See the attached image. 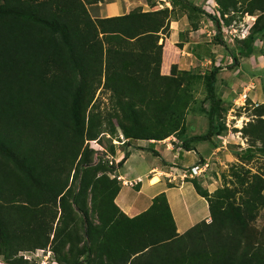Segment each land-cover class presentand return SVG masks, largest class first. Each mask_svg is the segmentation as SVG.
I'll return each instance as SVG.
<instances>
[{"label":"trees","instance_id":"16d2710c","mask_svg":"<svg viewBox=\"0 0 264 264\" xmlns=\"http://www.w3.org/2000/svg\"><path fill=\"white\" fill-rule=\"evenodd\" d=\"M166 1L170 8L99 17L88 5L103 0H0V255L12 264L27 263L17 256L23 249L47 247L59 264H264V234L253 226L264 206L261 174L241 167L234 188L225 184L212 193L193 184L211 220L179 234L164 192L132 217L115 203L121 183L108 173L123 165L127 149L116 165H94L85 146L106 133L155 141L177 135L191 150V143L220 133L222 68L216 66L205 75L207 130L182 138L195 74H180L175 64L169 74L160 73L176 12L187 16L192 30L199 15L207 16L232 66L238 58L223 41L217 16L192 0ZM214 1L224 23L256 15L237 45L250 57L264 35V0ZM100 88L110 93L114 117L97 102ZM255 115L241 131L264 156V106ZM88 192L97 201L95 220Z\"/></svg>","mask_w":264,"mask_h":264},{"label":"rangeland","instance_id":"374dc122","mask_svg":"<svg viewBox=\"0 0 264 264\" xmlns=\"http://www.w3.org/2000/svg\"><path fill=\"white\" fill-rule=\"evenodd\" d=\"M162 5L163 7L166 6L164 2ZM201 6L200 7L205 12L218 16L217 12L214 9H211L208 5ZM99 8V2L93 5H88V9L93 16L98 15ZM199 17L198 28L202 26L206 33H196V40L200 41L203 40L204 37H207L209 39L208 43L214 50L212 51V49L208 48V51L203 54V56L210 57L208 61L203 62L204 64L201 65L202 57L198 56L197 59L194 60L193 65H195V67L186 70L195 74V77L189 80L188 87L190 93L193 95L194 101L191 103L187 111L186 132L182 138L206 132L208 126L207 111L210 106V101L207 98L205 75L208 74L213 67L219 66L222 68L226 66L227 70L220 71L218 74L216 85L217 97L221 100L220 110L217 116V124L218 126H221L220 133L215 135L211 140L191 143L190 146L192 149L189 152L181 147V139L177 135H170L163 140L155 141L128 140L123 138L119 133H117V135L119 134L117 137H109V134L106 133V135L101 136L99 140L96 139L85 142V146L91 151V160L94 165L102 162L108 163V165H116L122 160L123 151L125 149L129 151L132 148L137 149L139 146L151 148V146L159 145L164 147L169 146L170 151L176 153L178 158L182 160H178L180 164L182 163L181 165H173L174 168L172 169L171 178H175L172 181L174 183H179L184 180L189 181L192 184L197 183L199 187L212 193L214 190L225 184L230 188H234L236 181L233 174L241 167L250 170L252 173H259L264 177V156L260 155L255 147H251V140L241 131L247 122L256 117L255 114H257V111L260 110L261 106H264V67L252 68V66L248 67L246 63L242 64V68H235V66H232L233 63L230 59V54L223 45L215 40L217 34L215 24L211 22L207 16L199 15ZM243 17L235 15L229 24L224 23V21L221 20V37L227 46L233 49L238 58V63L247 62L248 64L249 59L241 56L237 46L238 41L241 39L236 38L234 41H230L222 31L223 27L232 24L236 30H238L240 25L245 22L243 21ZM181 34L183 35V33ZM160 41H162V39ZM257 48L259 50L256 52V56L259 52H263L261 49L262 47ZM173 51L174 48L169 47L170 54L173 53ZM256 62L259 61L257 60ZM182 71L184 70H180V74ZM244 92H247L246 98L241 97V94ZM249 92L257 94L255 101H252L248 97ZM109 94L108 90L100 88L96 93L97 102L104 111L109 112V114L114 117L113 111L110 110ZM262 118H264V115ZM235 134H238L239 137L233 136ZM222 137L226 138L225 145H222ZM256 145H259V143L257 142ZM249 149L251 152L248 151ZM118 153L120 155H118ZM153 155L148 150L143 159H140L138 155H135L132 162L129 164V171L121 169L119 172L133 173L134 169L143 168L150 162L154 161L155 156L158 155ZM199 162H208L209 164L205 171L207 172V174L205 173V180L201 176H190L191 166ZM183 163H185V165H183ZM99 175L100 173L97 174V176ZM108 176L110 178L115 177L119 180L116 172L108 173ZM86 199L87 207H89V210L91 211L90 217L95 220L97 218L95 210L97 201H91L90 192H88ZM253 226L264 234V206L259 210L258 216L253 222ZM68 247L69 244L66 245L63 252H67ZM17 256H21L26 260V264H59L53 251L49 247L44 250L23 249L18 252ZM0 264L12 263L10 260H6L0 255Z\"/></svg>","mask_w":264,"mask_h":264},{"label":"crops","instance_id":"0c3cea01","mask_svg":"<svg viewBox=\"0 0 264 264\" xmlns=\"http://www.w3.org/2000/svg\"><path fill=\"white\" fill-rule=\"evenodd\" d=\"M152 1H155V5L151 7L146 0H104V2H99L100 8L97 16H117L128 13L136 7H142L144 11L156 10L163 7V2L167 7H171L166 0ZM192 1L198 6L208 5L211 9L217 11V4L214 0ZM255 18L256 15H245L243 21L251 25ZM199 32L206 33L202 26L196 30H191V28H189L187 16L182 11L176 12V18L170 22L169 37L164 40L160 66L161 74H169L172 64L176 65V71L179 73L180 70L193 69L195 67V65H193L194 60L197 59L198 56L202 57L201 65L204 64L203 62L210 59V57L203 56V54L208 51V48L212 49V51L214 49L208 43L209 39L207 37L200 40L201 42L196 40V33ZM181 33H183V35ZM255 45V53L250 57H247L249 59L248 64L247 62L238 63L237 59L235 62L237 65H234L235 68H242L243 63H246L248 67L252 66V68L264 67V35L262 36V39L259 38L255 42ZM169 47L174 48V51L171 54L169 52ZM257 47H262L261 49L263 52H259L256 56V52L259 50ZM257 60L259 62H256ZM223 70H227L226 66L222 67L221 72ZM248 97L252 101H255L257 94L249 92ZM146 148L148 147L139 146L137 149H130L129 156L124 159L123 165L120 169L115 171L121 183V189L115 198V203L119 208L127 216L132 217L147 209L155 195L164 192L175 220L177 233H184L202 220L209 222L211 218L208 202L204 197L197 193L193 184L185 180L179 183L172 182L175 179L171 178L172 169L174 168L173 165H179L180 162L178 160H180V158H178L176 153L170 151L169 146H151V148L155 149L159 154L158 156H155L151 153L155 156L154 161L150 162L143 168H133V173L119 172L121 169L129 171V164L132 162L135 155H138L140 159H143L144 155L147 153ZM189 151L190 150L187 152ZM118 155L120 154L118 153ZM183 165H185V163H183Z\"/></svg>","mask_w":264,"mask_h":264},{"label":"built area","instance_id":"2783aa9c","mask_svg":"<svg viewBox=\"0 0 264 264\" xmlns=\"http://www.w3.org/2000/svg\"><path fill=\"white\" fill-rule=\"evenodd\" d=\"M216 12L218 15L217 17L219 18L220 24H221L222 19H221L220 13L218 10ZM251 26H252V24L250 25L247 22H243V24L240 25V28L238 30H236V28L232 24V25L223 27L222 31H223V33H225V35L227 36V38L230 41H234L236 38H238V39L245 38L247 36L248 31H249ZM251 87H253V86H251ZM246 96H247V92H244L241 94V97H243V98H246ZM233 136L239 137L238 134H235ZM225 144H226V138L222 137V145H225ZM208 166H209L208 162H199V163L193 164L191 166L190 176L191 177H200L201 176L205 180V173L207 174V172H205V171L207 170Z\"/></svg>","mask_w":264,"mask_h":264}]
</instances>
